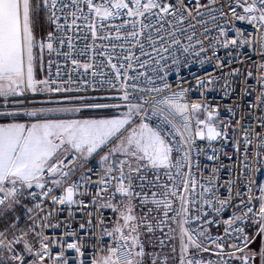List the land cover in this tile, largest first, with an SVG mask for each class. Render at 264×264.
<instances>
[{
	"label": "snow or ice",
	"instance_id": "1",
	"mask_svg": "<svg viewBox=\"0 0 264 264\" xmlns=\"http://www.w3.org/2000/svg\"><path fill=\"white\" fill-rule=\"evenodd\" d=\"M245 47L259 61L239 100L255 98L225 121L207 94L235 91ZM213 60L192 99L181 67ZM229 131L264 157V0H0V264H264V183L242 193L202 163ZM73 207L93 209L79 230Z\"/></svg>",
	"mask_w": 264,
	"mask_h": 264
},
{
	"label": "built area",
	"instance_id": "2",
	"mask_svg": "<svg viewBox=\"0 0 264 264\" xmlns=\"http://www.w3.org/2000/svg\"><path fill=\"white\" fill-rule=\"evenodd\" d=\"M219 3L227 5L229 3V0H219ZM225 10L227 11V9H225ZM237 11H240V9H237ZM229 16H230V13H229ZM205 19H207V16L205 17ZM221 23H223V21H221ZM234 23H235V26L245 29L247 33L251 34L254 31V26L249 25L247 22L235 21ZM208 27L209 28L213 27L211 21H209ZM201 31L202 30L199 28V26H197L198 35L200 34ZM208 35L209 36L215 35V33L209 32ZM206 46H207V44H206ZM138 54L139 53H137V55ZM218 54L221 56L225 55L222 50L219 51ZM209 55H211V53H209ZM233 56L236 57V60L234 63L231 64V67L240 69V73L234 77L235 83L232 85V87L235 89V91L232 92L231 95H229V96H224L223 91L218 86H215L214 90L207 94V100H208V102L221 105L220 118L222 120H225V121L232 120L233 122H235L236 120H239L241 118V115H243L248 110L247 109L248 103L250 101L254 100V98H255V94H253L252 96L245 97L244 100H239L241 88L243 87V80L246 76V73L250 68L253 71H255V69L252 68V60L259 61V56L253 55L251 49L247 48V47H245L243 50H241L239 52H234ZM249 57H251V59ZM225 63H226V67L222 71L224 73H227L229 71V67L227 66L228 65L227 59H226ZM53 71H55V69ZM208 73H212V75H214V76L221 75V70L217 69L215 67V61L214 60L211 63H205L202 67L200 66L199 63H192L189 66L181 67L180 76H182L185 79V81L192 82V86H193V91L191 93L192 99H199L200 98L198 91L195 89V77L196 76L204 77ZM169 79L171 82H175V80H176L175 73H173L169 77ZM220 83H223V81H220ZM249 83L254 84L255 81L252 79H249ZM184 86L187 87L188 84L185 83ZM234 103L241 104V105H243V107L234 108L236 115L232 116V114L230 112H228L224 106L225 105H233ZM257 115H259V112H257ZM249 122L255 124V121L252 120L248 116H245L244 120L241 121V123L244 124L245 127H247V124ZM256 130L259 131V128H257ZM237 135H241V133L239 131H237L235 133H233L232 131H229L230 139L228 142H222L221 141V142H216L214 144V147H216L218 149V155H219V160L216 162L215 165H213L211 162L205 160L204 158H202V163L208 164L209 167H212V166L220 167V165L222 164L223 167L220 168V172H219L220 182L223 183V181L229 180V179L236 181V189L235 190H240L243 193V192L247 191L246 186L249 183V181H255L256 184L264 183V157H257L250 150L248 160L245 161L244 156H243V153H244L243 144L241 145V149H240L239 154H237L235 152V149L232 146V140H234V138ZM222 144H223V150L220 151ZM94 163H95V161H94ZM245 165H247V167H245ZM256 169H259V171H256ZM94 179H95V177H94ZM221 193H223V188H221ZM224 194H226V193H224ZM253 194L258 195V192L256 191V185L255 184L253 185ZM244 198L246 199V196ZM49 207H50V205H49ZM73 211L75 212V217L73 219V225L77 230H79L78 229L79 224L83 223L86 219L89 218L87 216V212L93 211V209L88 208L84 211H78V210H76L75 207H73ZM96 211L102 212L106 218L110 219L112 217L111 210H109V209H103V210L97 209ZM232 211H233L232 208L227 209L225 214H224V218H227V216L230 215ZM66 216H67L66 211L61 213V219H63ZM26 220H27V217L24 216L21 220V226H24V222ZM93 220L95 223L96 217H93ZM163 232H165V233L168 232V229L164 228ZM218 232L220 234H222L223 228L221 227V228L217 229V227L215 225H213L211 228V234L216 235ZM157 233H159L161 237L163 236V233H161L159 231ZM165 240H168V239H165ZM73 255H75V254L73 253ZM85 255L87 256L88 253H86ZM203 255H204L205 259L209 258L208 253H204ZM211 258L215 259L214 256H212Z\"/></svg>",
	"mask_w": 264,
	"mask_h": 264
},
{
	"label": "rangeland",
	"instance_id": "3",
	"mask_svg": "<svg viewBox=\"0 0 264 264\" xmlns=\"http://www.w3.org/2000/svg\"><path fill=\"white\" fill-rule=\"evenodd\" d=\"M24 216V215H23ZM22 216V217H23ZM173 227H175V226H173ZM158 235L156 234V237H157ZM157 245H158V241H157ZM165 245H166V247L163 249V252L164 253H167V254H171V248H172V246L173 245H175L176 246V248H177V253H178V251H179V239L177 238V239H172V240H165ZM150 251L152 250L151 248L149 249ZM156 251H160V249H159V247L157 246V248L155 249Z\"/></svg>",
	"mask_w": 264,
	"mask_h": 264
},
{
	"label": "crops",
	"instance_id": "4",
	"mask_svg": "<svg viewBox=\"0 0 264 264\" xmlns=\"http://www.w3.org/2000/svg\"><path fill=\"white\" fill-rule=\"evenodd\" d=\"M15 212H16V214L21 215V217H22L24 215L25 209L22 206H17V208L15 209ZM9 215L11 216L12 213H9Z\"/></svg>",
	"mask_w": 264,
	"mask_h": 264
},
{
	"label": "trees",
	"instance_id": "5",
	"mask_svg": "<svg viewBox=\"0 0 264 264\" xmlns=\"http://www.w3.org/2000/svg\"><path fill=\"white\" fill-rule=\"evenodd\" d=\"M156 234L158 235V236H157L158 238L161 237L159 233H156ZM166 241H167V240H166Z\"/></svg>",
	"mask_w": 264,
	"mask_h": 264
}]
</instances>
